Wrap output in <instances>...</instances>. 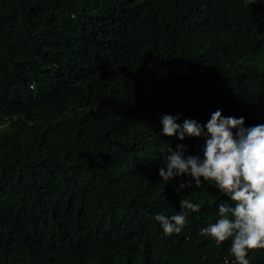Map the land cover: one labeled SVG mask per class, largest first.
<instances>
[{"label":"trees","instance_id":"obj_1","mask_svg":"<svg viewBox=\"0 0 264 264\" xmlns=\"http://www.w3.org/2000/svg\"><path fill=\"white\" fill-rule=\"evenodd\" d=\"M262 51L264 0H0V264H238L200 234L235 202L159 176L205 144L161 117L264 123ZM180 199L201 209L165 235Z\"/></svg>","mask_w":264,"mask_h":264},{"label":"clouds","instance_id":"obj_2","mask_svg":"<svg viewBox=\"0 0 264 264\" xmlns=\"http://www.w3.org/2000/svg\"><path fill=\"white\" fill-rule=\"evenodd\" d=\"M178 119L179 114H164L162 133L168 137L178 135L180 140L185 136L203 137V158L185 156L187 145L179 144L175 150L170 146V154L165 156L167 168L161 167L159 176L170 181L187 174L197 187L203 177L235 202L234 206L220 203V218L200 229V234L211 236L218 245L231 237L230 252L235 260L250 264L248 250L264 249V123L246 127L244 117H225L219 109L204 125L187 118L179 124ZM192 180L181 183L177 191L190 187ZM179 203L181 211L177 214L155 216L165 235L179 234L187 223L186 216L201 209V204L188 199H180Z\"/></svg>","mask_w":264,"mask_h":264},{"label":"rangeland","instance_id":"obj_3","mask_svg":"<svg viewBox=\"0 0 264 264\" xmlns=\"http://www.w3.org/2000/svg\"><path fill=\"white\" fill-rule=\"evenodd\" d=\"M244 61L247 62V63L256 64V65H258V66H260L261 68L264 69V51L260 52L257 56L246 57L244 59Z\"/></svg>","mask_w":264,"mask_h":264},{"label":"water","instance_id":"obj_4","mask_svg":"<svg viewBox=\"0 0 264 264\" xmlns=\"http://www.w3.org/2000/svg\"><path fill=\"white\" fill-rule=\"evenodd\" d=\"M177 61L180 63V65L182 66V68L189 70V66H190V61H185L181 58H177Z\"/></svg>","mask_w":264,"mask_h":264}]
</instances>
